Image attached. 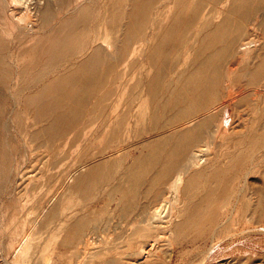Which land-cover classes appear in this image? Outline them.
<instances>
[{
  "label": "rangeland",
  "instance_id": "374dc122",
  "mask_svg": "<svg viewBox=\"0 0 264 264\" xmlns=\"http://www.w3.org/2000/svg\"><path fill=\"white\" fill-rule=\"evenodd\" d=\"M16 1L0 0V264H22L27 234L35 264L59 224L51 264H264V0ZM160 192L167 216L140 222ZM79 219L88 243L68 244Z\"/></svg>",
  "mask_w": 264,
  "mask_h": 264
},
{
  "label": "bare ground",
  "instance_id": "6f19581e",
  "mask_svg": "<svg viewBox=\"0 0 264 264\" xmlns=\"http://www.w3.org/2000/svg\"><path fill=\"white\" fill-rule=\"evenodd\" d=\"M9 1H11V0H9ZM17 1H19V0H17ZM16 1V2H17ZM64 1H67V0H64ZM76 1V0H75ZM205 1V0H204ZM225 1V0H224ZM228 1V0H227ZM233 1V0H232ZM63 2V1H62ZM206 2H207V0H206ZM212 2V1H211ZM211 2H210V5H211ZM40 3V2H39ZM209 3V2H208ZM51 4V3H50ZM64 4V3H63ZM218 4V3H217ZM25 5V4H24ZM44 5V4H43ZM69 5V4H68ZM206 5V4H205ZM64 6V5H63ZM66 6V5H65ZM234 6H235V4H234ZM236 6H238L237 4H236ZM210 7V6H209ZM23 8V7H22ZM44 8V7H43ZM230 9H231V7H230ZM229 9V10H230ZM210 10H211V7H210ZM215 10H216V8H215ZM228 10V9H227ZM231 11H233V9H231ZM47 12H49V6H47V7H45L44 8V10H43V16L45 17V19H46V16L48 15L47 14ZM225 12V11H224ZM228 12V11H227ZM244 12H245V10H244ZM247 12V11H246ZM226 13V12H225ZM22 14V13H21ZM228 14H230V12L228 13ZM243 14V13H242ZM11 15H13V13L11 14ZM27 15V14H26ZM244 15H245V13H244ZM18 16V15H17ZM243 16V15H242ZM244 17V16H243ZM207 18L208 17H205V19L204 20H207ZM228 19H229V17H228ZM241 19H243V18H241ZM14 20V19H13ZM243 21V20H242ZM241 21V22H242ZM19 22V21H18ZM239 22V21H238ZM240 22V23H241ZM222 23H224V22H222ZM17 24V23H16ZM242 24V23H241ZM242 25H240V27H241ZM51 27V26H50ZM238 27H239V25H238ZM28 28H29V26H28ZM36 28V27H35ZM29 32V31H28ZM107 35L106 34H104L103 36H102V39L104 40L105 39V37H106ZM94 50H96V51H93L94 53H96L98 50H97V48L96 49H94ZM46 68H47V65H46ZM43 69V68H42ZM45 69V68H44ZM43 69V70H44ZM40 71V70H39ZM42 71V70H41ZM192 79H193V77H192ZM194 80V79H193ZM211 84V83H210ZM208 109V108H207ZM205 110H206V108H205ZM207 111V110H206ZM191 118V117H190ZM192 119V118H191ZM5 121V120H4ZM191 123V122H190ZM5 127V126H4ZM201 128V124L200 123H196L195 125H193L192 126V129L193 130H196V131H199V129ZM6 130V129H5ZM206 144V143H205ZM206 150V149H205ZM203 155V150L202 149H198V150H196L195 152H192L191 153V155H189V157H188V166H195V167H199L200 166V164L202 163V162H204V161H202V158H201V156ZM109 156V155H108ZM152 161V160H151ZM180 165V162H175V161H173V162H170V165H169V168H171V167H173L174 165ZM203 164V163H202ZM183 165H185V164H183ZM206 165V164H205ZM204 165V166H205ZM186 166V165H185ZM202 166V165H201ZM148 168V167H147ZM186 168V167H185ZM145 169V168H144ZM149 169V168H148ZM187 169V168H186ZM191 169V168H190ZM197 169V168H196ZM183 171H186V170H183ZM146 173V172H145ZM183 173H185V172H183ZM71 174V173H70ZM136 174V173H135ZM127 175V174H126ZM133 175V174H132ZM156 175V174H155ZM72 176V175H71ZM128 176V175H127ZM154 176V175H153ZM175 176V179H174V181L173 182H171L172 184H171V190L176 194L177 192H178V189H179V186H180V184L183 182V174L180 172V170H179V173H177L176 175H174ZM130 177V176H129ZM71 179V178H70ZM132 179V178H131ZM156 179V178H155ZM173 179V178H172ZM134 182H131V188L132 189H135V186H137V183H138V181H140V176H136V177H134ZM125 182V179H122L121 180V182H119L117 185H115V187H114V189H117V188H119V187H121V185L123 184ZM139 184V183H138ZM59 190V189H58ZM67 190V189H66ZM180 190V189H179ZM170 191V190H169ZM70 192V191H69ZM68 192V193H69ZM67 194V193H66ZM169 194V193H168ZM69 195V194H68ZM167 195V194H166ZM172 196V195H171ZM158 197V199H159V203L157 204V205H155V206H153V208H150L151 209V211H147L146 213L147 214H149V215H147V217H144V218H142L141 220H140V222H145V224H150L151 225V222L153 221H162V219L165 217V216H167V215H165V209H166V207H167V204H169L170 206H171V203H170V199L169 198H167V196H165L164 195V192H160V194L157 196ZM70 199V198H69ZM157 199V198H156ZM175 199V198H174ZM176 200V199H175ZM172 201V200H171ZM178 201H180L179 199H178ZM177 202V201H176ZM180 203V202H179ZM172 204H174V203H172ZM71 205H73V204H71ZM74 206V205H73ZM180 206V205H179ZM72 207V206H71ZM65 208H68L67 206L66 207H63V210L65 209ZM176 208V207H175ZM46 210V209H45ZM168 210V209H167ZM176 210V209H175ZM67 211H68V209H67ZM173 211V210H172ZM232 211V210H231ZM176 212H177V210H176ZM178 213H180V212H178ZM83 217V216H82ZM46 219V218H45ZM44 219V220H45ZM140 219V218H139ZM167 219V218H166ZM227 219V218H226ZM225 219V220H226ZM138 222V221H137ZM140 222H139V224H140ZM169 222H171V220L170 221H167V220H165L164 221V225H165V223H167L166 225H168L169 224ZM31 223H32V225L35 227L37 224H39L38 223V221L37 220H35V221H31ZM163 222H161V224H162ZM172 223V222H171ZM42 224H44L45 225V227L47 226V225H49L50 223H49V220H48V218H47V220L46 221H43V222H41L40 223V225H42ZM138 224V223H137ZM144 224V225H145ZM153 224V223H152ZM72 225H74V228H75V232H74V235L72 236V237H74L73 238V240H71V241H68L69 243L68 244H74V245H79L80 243H83L84 245H87V243H88V240H84V237H85V235H86V230L88 229V225L85 223V222H83L82 220H76V221H74V223L72 224ZM71 225V226H72ZM93 225V224H92ZM155 225V224H154ZM95 226V225H94ZM160 226V225H159ZM162 226H163V224H162ZM161 226V227H162ZM30 227V226H29ZM92 227V226H91ZM137 227H138V225H137ZM142 227H143V225H142ZM147 228H149L148 226H146ZM152 227H153V225H152ZM135 228V227H134ZM141 228V227H140ZM139 228V229H140ZM163 228V227H162ZM31 230L33 229L32 227L30 228ZM29 229V230H30ZM35 229V228H34ZM33 229V230H34ZM154 229V228H153ZM167 229L168 230H170V228H168V226H167ZM215 229V228H214ZM262 229H264V228H262ZM28 230V231H29ZM31 230H30V232H31ZM41 230V229H40ZM59 230H61V225L59 224V225H57L56 226V228H54V232H53V234L52 235H49V237H48V239L46 240V243L43 245V248H42V250L40 251V253H39V257H38V260L35 262V264H51L50 263V257H49V255H48V253L47 252H49L48 250L49 249H51V248H49L50 247V245H51V242L53 241V239L56 237V235L58 234L57 233V231H59ZM73 230V229H72ZM150 230V229H149ZM256 230V229H255ZM35 231H36V229H35ZM144 231V230H143ZM142 231V232H143ZM148 231V230H147ZM146 231V232H147ZM247 231V230H246ZM137 232V231H136ZM214 232V231H213ZM242 232H244V231H242ZM24 233V232H23ZM35 233V232H34ZM36 233H38V232H36ZM135 233V232H134ZM145 233V232H144ZM143 233V235H145ZM150 233V232H149ZM148 233V234H149ZM72 234V233H71ZM167 234V233H166ZM31 235V234H30ZM24 236V235H23ZM32 236V235H31ZM160 236V235H159ZM158 235H157V237H159ZM72 237H70V238H72ZM161 237H162V235H161ZM164 237V236H163ZM158 238L157 240H153V241H151V243H149V248H147L146 250H145V252H147V250H150V248L151 247H153L154 245H155V243H157V242H161L162 240H165L166 241V239H168V238H166V239H164V238ZM155 238H156V234H155ZM154 238V239H155ZM87 239V238H86ZM219 240V239H218ZM67 242V241H66ZM164 242V241H163ZM169 243V242H168ZM34 242L32 241V239H30V237L28 236V234L27 235H25L22 239H21V241L19 242V245L18 246H16L17 248V250H15L14 252V256H13V261L15 262V263H19V262H21L22 264H32V262L34 261L33 260V257L34 256H32V255H34L33 254V250H32V247L34 248L35 246H34ZM161 244V243H160ZM36 245V244H35ZM163 245H165V244H163ZM85 247V246H84ZM159 247V246H158ZM78 249V248H77ZM141 250H142V248H141ZM149 252V251H148ZM80 253V252H79ZM75 254H78L77 252H75ZM74 254V255H75ZM77 256V255H76ZM78 258H80L79 256H78ZM78 260V259H77ZM80 260V259H79ZM74 261V260H73ZM76 261V260H75ZM133 262V261H132ZM79 263H80V261H79ZM136 263V262H135ZM2 264V263H1ZM70 264H72L71 262H70ZM73 264H75V263H73ZM77 264V263H76ZM81 264V263H80Z\"/></svg>",
  "mask_w": 264,
  "mask_h": 264
}]
</instances>
